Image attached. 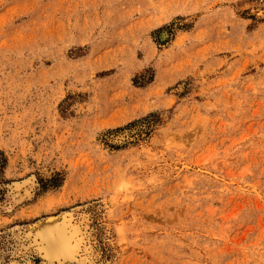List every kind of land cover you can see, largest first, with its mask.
<instances>
[{"label":"rangeland","instance_id":"obj_1","mask_svg":"<svg viewBox=\"0 0 264 264\" xmlns=\"http://www.w3.org/2000/svg\"><path fill=\"white\" fill-rule=\"evenodd\" d=\"M0 151V264H264V0H0Z\"/></svg>","mask_w":264,"mask_h":264},{"label":"bare ground","instance_id":"obj_2","mask_svg":"<svg viewBox=\"0 0 264 264\" xmlns=\"http://www.w3.org/2000/svg\"><path fill=\"white\" fill-rule=\"evenodd\" d=\"M65 220L67 219H64V222ZM59 223L60 222L58 219L50 216L48 217V219H45L44 221H41L40 223H36L35 226L31 228L32 232L37 231L33 233L34 235L33 238H34L35 244L37 245V247L36 246L35 247L39 249L40 252L44 254L45 256V257L43 256L45 260L40 264H53V261L57 262V260H59L60 258H62L60 260L62 263L72 261V259L76 258V254L78 251V245L80 243L81 244L84 243V239H83L84 237L82 236L77 237V235H75L76 232L80 231L79 224L76 226V228L73 227V230L70 233L68 231L69 228L67 227L68 225L66 226V223L63 225ZM74 236L76 237V242L73 241ZM86 251H88V248ZM26 264H35V263L28 262Z\"/></svg>","mask_w":264,"mask_h":264},{"label":"trees","instance_id":"obj_3","mask_svg":"<svg viewBox=\"0 0 264 264\" xmlns=\"http://www.w3.org/2000/svg\"><path fill=\"white\" fill-rule=\"evenodd\" d=\"M3 153L2 151H0V163H3L5 159H3V157L1 156Z\"/></svg>","mask_w":264,"mask_h":264}]
</instances>
